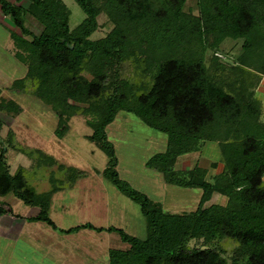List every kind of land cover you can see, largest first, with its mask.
I'll list each match as a JSON object with an SVG mask.
<instances>
[{"label":"trees","instance_id":"1","mask_svg":"<svg viewBox=\"0 0 264 264\" xmlns=\"http://www.w3.org/2000/svg\"><path fill=\"white\" fill-rule=\"evenodd\" d=\"M187 1L75 0L85 18L70 29L71 13L61 0H18L21 5L0 0L2 15L21 37H31V58L14 55L29 65L28 73L12 87L51 108L58 139L69 130L72 117L86 118L91 134L85 139L108 159L103 171L95 173L138 206L146 237L91 223L58 228L49 217L52 198L73 189L87 173L38 149L14 148L30 160L32 170L46 175L49 190L38 193L23 167L10 174L1 148L0 197L13 195L36 208L26 221L59 233H115L127 247L109 249L108 264H264V123L255 97L264 76V0H195L197 13L185 10ZM101 14L112 29L94 40ZM25 15L43 26L38 36L25 28ZM225 39L240 42L232 74L204 63V46ZM212 57L221 59L216 52ZM119 111L167 136L165 152L145 166L168 185L200 189L195 210L168 212L119 178L105 131ZM21 112L19 106L0 104V113L10 118ZM2 124L0 120V128ZM208 142L220 150L221 171L207 178L208 170L197 164L175 169L179 156ZM214 195L225 203L206 206ZM4 214L12 212L1 205L0 216Z\"/></svg>","mask_w":264,"mask_h":264},{"label":"rangeland","instance_id":"2","mask_svg":"<svg viewBox=\"0 0 264 264\" xmlns=\"http://www.w3.org/2000/svg\"><path fill=\"white\" fill-rule=\"evenodd\" d=\"M8 1L21 5L18 0ZM61 1L71 13L69 27L74 29L85 18V14L75 0ZM188 8L197 13L195 0L186 2L185 10ZM6 19L9 24L0 25V104L8 102L22 109L18 116L12 118L0 113L3 123L0 128V151L1 148L4 151L8 172L13 174L18 167H23L29 170L26 179L38 193L50 188L46 175L43 176L37 169L32 170L30 160L17 152L16 148L38 149L53 156L61 164L83 170L87 173L85 179L79 180L73 189L52 198L49 217L56 226L68 229L91 223L95 227H115L131 236L144 239L145 219L138 206L95 173L96 170L103 171L108 159L85 139L91 134L85 123L86 118L72 117L67 122L69 130L62 139H58L54 135L57 118L51 108L31 94H19L12 87L15 81L23 79L28 73L29 65L22 64L14 55L18 52L27 58L31 56V37H21L11 19ZM25 21L23 19L24 26L30 33L38 36L43 30L37 20L38 24L33 25V18L26 17ZM97 21L99 28L91 36L94 40L103 38L112 29L103 14L98 16ZM215 42L213 40L212 45L204 46L206 67L214 65L221 67L226 73L236 72L240 42L227 39L217 45ZM215 52L220 54L221 59L212 57ZM255 97L262 104L260 120L264 123V79ZM105 131L114 147L116 170L122 181L161 203L168 212L182 213L196 209L202 193L200 189L168 185L164 183L160 173L145 166L153 156L165 152V134L146 126L138 117L126 111H119ZM211 163H216L217 167L212 169ZM196 164L208 170L207 178L221 171L223 164L217 144L208 142L201 149L179 156L175 169L192 168ZM224 203V197L214 195L206 206ZM1 205L12 214L0 217V264H108L109 249L127 247L115 233L81 230L63 234L43 223L26 221L31 214H36L37 209L24 205L13 195L0 197ZM31 233L38 234L41 249L31 246ZM189 246H199V243L190 242ZM52 249L62 257L56 260Z\"/></svg>","mask_w":264,"mask_h":264},{"label":"crops","instance_id":"3","mask_svg":"<svg viewBox=\"0 0 264 264\" xmlns=\"http://www.w3.org/2000/svg\"><path fill=\"white\" fill-rule=\"evenodd\" d=\"M8 1V0H7ZM26 17H29V18H31L29 15H25L24 17H23V19H24V21L26 20ZM26 22V21H25ZM3 23H6V24H9V22L7 21V19H6V17L4 16V15H2V13H1V11H0V25L2 26L3 25ZM36 24H38L36 21H35V23L33 24V25H36ZM30 25H31V23H30ZM264 79V76L262 77V80ZM262 80H261V82H262ZM261 82H260V84H261ZM259 84V85H260ZM258 88H259V86L257 87V89H256V91H258ZM261 89V88H260ZM31 216H34L33 214H31ZM0 217H2V216H0ZM11 218H13V217H11ZM39 239H38V234L37 233H31V246H36V248L35 249H41L40 247H39ZM53 250V249H52ZM53 252H55V254H54V257L56 258V260L57 259H59L60 258V254H59V252H57L56 250H53ZM62 257V256H61ZM38 258V257H37ZM36 258V260H38ZM54 258V259H55ZM42 259L40 258V261H41ZM42 262V261H41Z\"/></svg>","mask_w":264,"mask_h":264}]
</instances>
